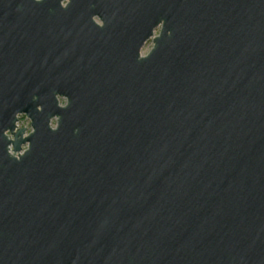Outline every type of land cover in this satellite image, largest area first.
I'll return each instance as SVG.
<instances>
[{
  "label": "water",
  "instance_id": "obj_1",
  "mask_svg": "<svg viewBox=\"0 0 264 264\" xmlns=\"http://www.w3.org/2000/svg\"><path fill=\"white\" fill-rule=\"evenodd\" d=\"M0 264H264V0H0Z\"/></svg>",
  "mask_w": 264,
  "mask_h": 264
},
{
  "label": "clouds",
  "instance_id": "obj_2",
  "mask_svg": "<svg viewBox=\"0 0 264 264\" xmlns=\"http://www.w3.org/2000/svg\"><path fill=\"white\" fill-rule=\"evenodd\" d=\"M35 2L36 3H41L42 2V0H35ZM71 4V0H60V7L62 8V9H67L68 7H69V5ZM97 18H100V16H98V15H94L91 19H92V22L93 21H97ZM96 26H97V24L96 23H94ZM159 25H163V28H164V24H163V22H161ZM97 27H99V28H103L104 27V23H101V24H99V26H97ZM140 57V56H139ZM141 59V58H140ZM59 97H63L66 101H67V103H66V105L64 106V107H61L60 105H58V107L61 109V110H64V109H67L68 107H69V104H70V101H69V98L68 97H66V96H62V95H56V97H55V100L57 101V98H59ZM37 111H43V108H42V106H38L37 107ZM18 115V114H17ZM16 115V116H17ZM57 118H58V120H59V123H58V125L54 128V129H51L53 132H55V131H57L58 130V128H59V124H60V118L58 117V116H56ZM5 133H7V131L5 132ZM13 147H9L8 148V153H9V155H11V156H13L17 161H19L25 154L24 153H22L21 152V150L19 151V152H16L15 151V153H13L12 151H11V149H12ZM30 150V149H29Z\"/></svg>",
  "mask_w": 264,
  "mask_h": 264
},
{
  "label": "rangeland",
  "instance_id": "obj_3",
  "mask_svg": "<svg viewBox=\"0 0 264 264\" xmlns=\"http://www.w3.org/2000/svg\"><path fill=\"white\" fill-rule=\"evenodd\" d=\"M157 33H158V29L155 30L154 35H157ZM151 48H152V41L149 40L141 49L142 55H145ZM60 100H63V99H60ZM19 119H20L22 126H25V128L27 129V133H28L30 131L29 121L24 116H20ZM52 123H55V122L53 121Z\"/></svg>",
  "mask_w": 264,
  "mask_h": 264
}]
</instances>
